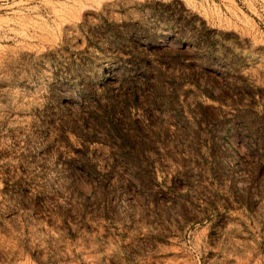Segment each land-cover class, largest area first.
I'll list each match as a JSON object with an SVG mask.
<instances>
[{
	"label": "rangeland",
	"instance_id": "1",
	"mask_svg": "<svg viewBox=\"0 0 264 264\" xmlns=\"http://www.w3.org/2000/svg\"><path fill=\"white\" fill-rule=\"evenodd\" d=\"M0 264H264V0H0Z\"/></svg>",
	"mask_w": 264,
	"mask_h": 264
}]
</instances>
